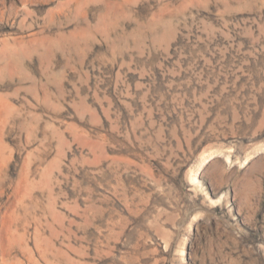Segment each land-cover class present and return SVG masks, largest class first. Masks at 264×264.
Masks as SVG:
<instances>
[{"label": "rangeland", "instance_id": "obj_1", "mask_svg": "<svg viewBox=\"0 0 264 264\" xmlns=\"http://www.w3.org/2000/svg\"><path fill=\"white\" fill-rule=\"evenodd\" d=\"M0 264H264V0H0Z\"/></svg>", "mask_w": 264, "mask_h": 264}]
</instances>
